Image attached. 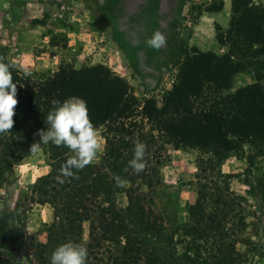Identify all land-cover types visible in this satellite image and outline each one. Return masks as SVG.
Masks as SVG:
<instances>
[{"label": "trees", "instance_id": "1", "mask_svg": "<svg viewBox=\"0 0 264 264\" xmlns=\"http://www.w3.org/2000/svg\"><path fill=\"white\" fill-rule=\"evenodd\" d=\"M221 4L204 11H220ZM216 40L225 49L221 55L193 47L182 52L175 81L160 105L154 98L139 101L126 81L102 64L60 67L50 77L31 81L0 56L11 65L18 101L11 130L0 133V188L6 174L34 153L30 147L39 141L38 131L48 127L52 101L63 102L62 88L67 97L87 102L89 117L99 115L104 139L100 160L73 169V177L59 171L69 159L67 149L41 144L50 169L36 179L34 192L39 204L51 207L54 221L47 226L43 243L24 235L25 219L17 215L19 237L29 240L26 264H50L54 249L69 241L86 246V264H241L236 244L246 228L239 217L243 199L232 195L226 185L199 184L195 205L186 209V217L161 243L170 246L174 255L139 234L162 238V220L146 210L142 189L159 184L164 145L211 154L210 168L241 152L243 145L251 148L249 162L264 158V7L232 0L228 28L220 30ZM246 70L253 72L254 82L233 89L237 74ZM136 140L146 145V167L139 173L129 165ZM116 176L125 183L119 185ZM118 193L127 198L124 214L113 201ZM178 232L181 240L176 243L173 234ZM8 236V221L0 219V249ZM177 244L182 246L179 257H175ZM0 264L21 263L0 252Z\"/></svg>", "mask_w": 264, "mask_h": 264}, {"label": "rangeland", "instance_id": "2", "mask_svg": "<svg viewBox=\"0 0 264 264\" xmlns=\"http://www.w3.org/2000/svg\"><path fill=\"white\" fill-rule=\"evenodd\" d=\"M220 1V11H204L218 6ZM231 1L0 0V56L31 81L50 77L60 67L80 69L102 64L125 80L139 101L154 98L160 105L163 94L175 81L183 51L193 47L202 52L223 53L225 49L216 36L228 28ZM250 1L264 7V0ZM156 30L166 38L160 49L145 44ZM253 82V72L242 71L235 77L233 89ZM59 97L62 101L69 99L63 88ZM89 118L100 139L97 156L91 162L97 163L104 152V139L99 115ZM64 147L69 158L75 155ZM250 151L248 145H243L241 152L229 154L210 168L211 154L164 145L159 184L142 189L146 210L162 220V238L157 241L143 231L139 234L151 239L155 247L161 245V250H168L169 256L174 255L170 246L161 243L186 217V209L195 205L199 184L226 185L232 195L243 199L239 217L244 218L246 228L236 244L241 264H264V158L255 157L249 162ZM48 164L45 151L39 149L6 174L0 188V219L9 224L8 240L0 252L21 264H26L28 238L44 243L46 228L54 221L51 207L39 204L34 192L35 181L49 171ZM113 199L124 214L126 196L118 193ZM17 215L25 219L24 235L28 238L19 237ZM84 230L86 239V223ZM180 240V232L173 234L174 242ZM175 252V257H179L181 244L176 245Z\"/></svg>", "mask_w": 264, "mask_h": 264}, {"label": "clouds", "instance_id": "3", "mask_svg": "<svg viewBox=\"0 0 264 264\" xmlns=\"http://www.w3.org/2000/svg\"><path fill=\"white\" fill-rule=\"evenodd\" d=\"M166 43L165 36L156 30L145 40V44L154 49H160ZM11 65L0 58V133L11 130L14 121V108L18 101L17 84L13 82ZM53 107L46 116L48 127L39 130V141L32 144L31 152H37L41 144L51 142L57 146H66L73 150L74 156L67 159L59 169L64 177H73V169H82L97 156L100 139L88 115L87 102L79 97H72L63 102L52 101ZM134 155L129 161L130 167L136 172H142L146 167V145L136 140ZM61 182V176L56 177ZM119 185L125 183L119 176L115 177ZM88 252L86 246L72 241L63 243L54 249L50 256V264H86Z\"/></svg>", "mask_w": 264, "mask_h": 264}]
</instances>
